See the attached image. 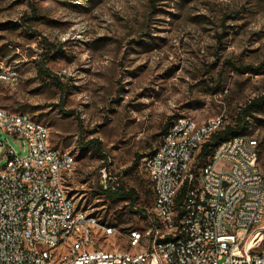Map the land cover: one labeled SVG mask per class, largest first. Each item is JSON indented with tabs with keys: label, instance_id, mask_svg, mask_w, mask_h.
I'll return each mask as SVG.
<instances>
[{
	"label": "rangeland",
	"instance_id": "1",
	"mask_svg": "<svg viewBox=\"0 0 264 264\" xmlns=\"http://www.w3.org/2000/svg\"><path fill=\"white\" fill-rule=\"evenodd\" d=\"M156 3L159 11L152 14L150 0H0V26L8 25L0 27V62L20 73L17 84H0V107L51 129L52 146L77 159L67 179L70 195L125 234L142 219L127 201L100 191L101 169L108 165L126 190L137 192L141 207H150L148 174L141 161L134 163L159 144L170 117L198 123L222 117L229 124L264 95V73L236 69L264 63V0ZM35 13L37 20L22 22ZM37 63L65 90L40 78ZM252 126L264 173V125ZM82 136L102 143L106 163L82 147ZM0 139L26 155L22 139L1 129ZM120 238L96 245L120 247Z\"/></svg>",
	"mask_w": 264,
	"mask_h": 264
},
{
	"label": "built area",
	"instance_id": "2",
	"mask_svg": "<svg viewBox=\"0 0 264 264\" xmlns=\"http://www.w3.org/2000/svg\"><path fill=\"white\" fill-rule=\"evenodd\" d=\"M20 73L0 62V84ZM225 126L178 117L162 142L141 159L153 203L135 210L140 225L126 234L89 214L70 195L77 159L52 146L51 129L26 113L0 107V129L22 139L19 156L0 139V264H264V173L252 136L223 141L206 162L204 144ZM101 188L120 175L101 169ZM121 236L120 247L98 241Z\"/></svg>",
	"mask_w": 264,
	"mask_h": 264
},
{
	"label": "trees",
	"instance_id": "3",
	"mask_svg": "<svg viewBox=\"0 0 264 264\" xmlns=\"http://www.w3.org/2000/svg\"><path fill=\"white\" fill-rule=\"evenodd\" d=\"M159 0H150V8L152 14L158 13V6L160 4H157L156 2ZM185 2L193 1V0H183ZM37 20L38 19V13H35L32 17H23L22 22L28 23L31 20ZM3 30L8 29V25L0 26ZM31 30V29H30ZM34 33V32H32ZM149 48H153V44L147 45ZM54 48V53L51 58H55V53H57L59 50H57V47ZM50 49V48H49ZM3 50V49H2ZM57 50V51H56ZM62 51V50H60ZM38 67V76L42 78L43 80L51 81L52 84L57 86L58 88L65 90V87L61 80L55 76H53L41 63H37ZM239 71H242L243 73L248 72H257V73H264V63H262L259 67L255 68L252 66L243 65L240 67H236ZM220 90V84L216 86V91ZM264 116V95L254 98L249 103L246 104L245 107L242 108L240 113L238 114L236 120L233 123L226 124L225 126L217 131L215 134L211 136V138L204 144V147L199 155V161L200 162H206L207 158H209L217 146H219L223 141L233 139L235 137L239 136H249L252 135L253 121L262 123L264 125V120H261L259 117ZM176 116L170 117L167 122L165 123L163 129H162V139L159 142V144L162 142L164 136L167 134L168 130L174 123V121L177 119ZM81 128V127H80ZM85 138L82 136L80 139V144H82V147L88 151L96 152L102 160L105 161V163L108 160V156L104 153L102 148V143L99 140H90V141H84ZM158 144V145H159ZM157 145V146H158ZM67 146H70V144L67 143ZM155 146L153 150L157 147ZM151 150V152L153 151ZM143 158L142 154H137L134 166H137L141 159ZM127 173V172H126ZM152 190V189H151ZM100 191L106 195L109 199H113L115 201L124 200L129 203L130 211L133 214H136L137 211L135 210V207L137 208V205H139V210H143L144 208L140 205V196L137 194L135 190H126L124 186H119V188L115 191L108 190L104 191L102 188H100ZM153 198V196H152Z\"/></svg>",
	"mask_w": 264,
	"mask_h": 264
},
{
	"label": "bare ground",
	"instance_id": "4",
	"mask_svg": "<svg viewBox=\"0 0 264 264\" xmlns=\"http://www.w3.org/2000/svg\"><path fill=\"white\" fill-rule=\"evenodd\" d=\"M264 238V237H263Z\"/></svg>",
	"mask_w": 264,
	"mask_h": 264
}]
</instances>
